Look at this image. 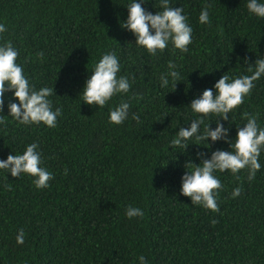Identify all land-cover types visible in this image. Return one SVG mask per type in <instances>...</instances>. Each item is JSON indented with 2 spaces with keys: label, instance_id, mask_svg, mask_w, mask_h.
<instances>
[{
  "label": "trees",
  "instance_id": "16d2710c",
  "mask_svg": "<svg viewBox=\"0 0 264 264\" xmlns=\"http://www.w3.org/2000/svg\"><path fill=\"white\" fill-rule=\"evenodd\" d=\"M170 2L188 14L193 42L187 53L169 47L152 57L119 27L128 0H0V23L7 28L0 42L12 41L30 81L53 87V106L62 108L55 128L18 127L10 117L0 124V159L38 141L53 173L41 190L27 176L6 174L5 181L0 175V264H137L141 254L148 264H264V153L251 182L246 171L239 181L227 171L218 174L222 189L213 213L180 195V177L185 163H199L196 152L208 158L228 145L210 142L204 149L201 143L173 154L167 144L189 126L185 107L193 98L227 71L245 73L244 60L264 55V20L249 17L245 0ZM205 5L207 26L197 22ZM142 6L159 10L155 0ZM108 50L120 58V74L134 81L123 99L140 116L139 125L131 119L107 123V109L120 97L98 110L78 96L94 61ZM169 60L180 79L175 89L162 90L158 76ZM244 111L259 113L264 124V77L229 122L240 123ZM229 136H235L234 124ZM237 185L241 194L230 198ZM128 205L141 208L143 218H125ZM19 229L23 245L15 242Z\"/></svg>",
  "mask_w": 264,
  "mask_h": 264
},
{
  "label": "clouds",
  "instance_id": "9594fccd",
  "mask_svg": "<svg viewBox=\"0 0 264 264\" xmlns=\"http://www.w3.org/2000/svg\"><path fill=\"white\" fill-rule=\"evenodd\" d=\"M149 0H128L126 6L127 17L119 21L122 30L130 32L135 38L134 46L142 49L149 56L156 57L171 47L173 52L180 54L189 51L193 42V28L189 22L188 14L183 7H173L170 0H155L159 9L155 12L147 11L142 5ZM245 8L250 18L264 20V0H245ZM197 22L200 25H210L209 8L201 7ZM7 31L6 25L0 23V35ZM42 58L43 53H37ZM19 52L11 40L0 42V124L4 117H10L18 127L55 128L62 108L54 107L52 97L55 94L53 87H36L24 71L23 64L18 62ZM254 62L244 60L246 72L238 75L223 73L210 88H205L201 94L193 98L185 107L191 113L187 123L188 127H180L174 135L170 136L167 144L171 152L182 153L190 145L210 149V142L223 141L228 150L222 147L210 152L208 158L203 153L196 152L195 158L199 163L187 162L185 171L180 177V195L188 197L191 205L213 213L219 211L218 193L222 184L218 178L219 173L227 171L237 181L240 173L246 171L247 180L255 179L261 169L259 158L264 153V124L260 122L259 113H240V123H230V116L234 117L246 98L251 95L262 77H264V55L256 56ZM90 75L83 83L78 96L83 104L95 106L98 110L109 105L115 97L121 99L108 107L107 123L110 126H120L131 119L139 125L142 121L138 114L130 113L128 96L132 88L133 79L129 74L121 73L120 58L115 51L103 52L94 61ZM180 79V72L174 60H169L166 70L159 73L158 86L162 90L175 89ZM190 86V85H187ZM6 93H11L5 97ZM5 99L7 103V116L4 111ZM220 121H225L228 127ZM215 123V128L210 125ZM235 125V136H229V129ZM167 160L164 161L166 165ZM6 174L11 177L27 176L35 189L41 190L49 187L53 173L44 165V157L38 141L24 146L22 152H9L5 159H0V175L8 181ZM9 188L10 184L3 185ZM241 187L237 185L231 191L230 198L241 194ZM125 218H143L141 208L128 205L124 211ZM25 232L19 229L15 236L17 245H23ZM137 264H148L144 255L135 257Z\"/></svg>",
  "mask_w": 264,
  "mask_h": 264
}]
</instances>
